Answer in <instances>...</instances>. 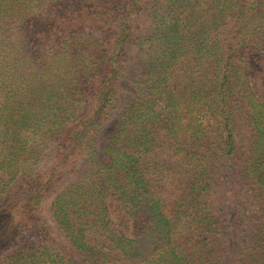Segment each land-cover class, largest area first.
I'll return each mask as SVG.
<instances>
[{
    "label": "trees",
    "instance_id": "1",
    "mask_svg": "<svg viewBox=\"0 0 264 264\" xmlns=\"http://www.w3.org/2000/svg\"><path fill=\"white\" fill-rule=\"evenodd\" d=\"M227 171L264 264V0H0V264H219ZM55 191L69 255L42 242Z\"/></svg>",
    "mask_w": 264,
    "mask_h": 264
},
{
    "label": "rangeland",
    "instance_id": "2",
    "mask_svg": "<svg viewBox=\"0 0 264 264\" xmlns=\"http://www.w3.org/2000/svg\"><path fill=\"white\" fill-rule=\"evenodd\" d=\"M134 62L132 53L128 54L126 62V75L121 81V101L126 99L130 93L132 76L134 74ZM116 119V112L112 111L105 122V129L101 132L96 143L97 159L102 155V150L106 145V137L112 129ZM245 128L239 125V134L237 138L238 154L242 158L241 153L245 145ZM235 172V171H234ZM215 185L212 188L210 201L212 203L213 212L218 218V226L222 228L221 242L218 247L219 264H242V255L247 253L252 243L251 236L254 228L261 219V205L259 199L251 196L247 186L240 188V181L237 179L236 173L233 171L223 172L218 175ZM232 191L235 196L228 197L227 193ZM56 191L49 195L42 203L39 211V219L46 228V237L42 240L44 244H60L68 249H63L64 253L69 255L70 245L68 240L57 229L55 222L51 216L50 204ZM230 239H232L230 241ZM105 250L102 249V252ZM74 261L71 264H83L80 257L72 252ZM112 253L105 257L109 259ZM111 264V263H110Z\"/></svg>",
    "mask_w": 264,
    "mask_h": 264
}]
</instances>
